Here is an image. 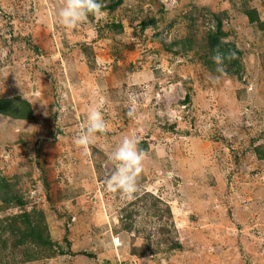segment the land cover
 Instances as JSON below:
<instances>
[{"label":"rangeland","instance_id":"rangeland-1","mask_svg":"<svg viewBox=\"0 0 264 264\" xmlns=\"http://www.w3.org/2000/svg\"><path fill=\"white\" fill-rule=\"evenodd\" d=\"M114 1L72 30L65 0H0V264H264V0ZM126 137L134 200L106 187Z\"/></svg>","mask_w":264,"mask_h":264},{"label":"clouds","instance_id":"clouds-1","mask_svg":"<svg viewBox=\"0 0 264 264\" xmlns=\"http://www.w3.org/2000/svg\"><path fill=\"white\" fill-rule=\"evenodd\" d=\"M101 0H65L59 12L60 23L67 29H76L84 23L89 15L97 21L104 19ZM234 54L222 53L219 48L212 59L217 65V71H223L224 60L230 59ZM135 108L130 109L129 116L134 114ZM108 131L107 124L99 108H92L87 117V125L75 140L77 146L88 150L94 142L93 134H104ZM144 153L138 148V140L124 138L122 143L112 153L111 159L116 162L113 174L106 180V187L111 192H119L121 198L134 200L140 193L139 179L143 171L142 160Z\"/></svg>","mask_w":264,"mask_h":264},{"label":"trees","instance_id":"trees-1","mask_svg":"<svg viewBox=\"0 0 264 264\" xmlns=\"http://www.w3.org/2000/svg\"><path fill=\"white\" fill-rule=\"evenodd\" d=\"M121 2H123V0L114 1L112 3L113 6H111V7L115 8L119 4H121ZM249 14H250L252 20H254L255 18H253V12H249ZM228 47H229V44H226V43L223 44V42H222V45L219 46V51L222 52V53H225L226 51L229 52L230 49H228ZM18 99H20V98H18ZM15 101H17V99H7V100H5V102L7 103V106L9 108H12V106L9 105V103L12 104V105H14V107L16 106V102ZM18 101H21V99L18 100ZM22 104H24L28 109H27V114H24V115L20 116V118H31V116H32L31 105L29 104L28 101H25V100L22 101ZM13 109H15L16 111H19L20 110L19 107L12 108L11 110L13 111ZM2 110H3V113H6L7 115L13 116V114L10 111L5 110V109H2ZM15 114H17V113H15ZM2 189H4V190L2 191ZM2 189H1V191L3 193H1V196H3V198H5V197L8 196V194H10L12 192V185H8V182L4 180V183L2 185ZM4 191H5V193H4ZM15 198L17 199L18 203H21L22 204V199H21L20 196H14V199ZM25 217L28 218L27 217V214L25 215ZM31 234H34V237H35L34 239H42L43 240V243H46L47 244V243H49L48 241H50L49 240V237H46V238L43 237L42 234H41V232H40V230H38L35 226H31Z\"/></svg>","mask_w":264,"mask_h":264},{"label":"built area","instance_id":"built-area-1","mask_svg":"<svg viewBox=\"0 0 264 264\" xmlns=\"http://www.w3.org/2000/svg\"><path fill=\"white\" fill-rule=\"evenodd\" d=\"M110 1V0H109Z\"/></svg>","mask_w":264,"mask_h":264}]
</instances>
